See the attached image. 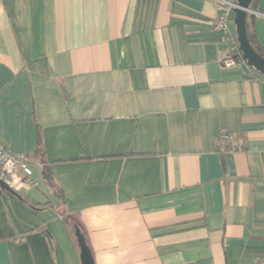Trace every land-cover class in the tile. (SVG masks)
Wrapping results in <instances>:
<instances>
[{
  "label": "crops",
  "instance_id": "crops-1",
  "mask_svg": "<svg viewBox=\"0 0 264 264\" xmlns=\"http://www.w3.org/2000/svg\"><path fill=\"white\" fill-rule=\"evenodd\" d=\"M217 14L212 0H0V143L32 161L0 190V264H83L75 228L93 264L264 256V75L221 65ZM227 24L236 37L233 11ZM248 27L264 56V18ZM222 131L244 150L219 151Z\"/></svg>",
  "mask_w": 264,
  "mask_h": 264
},
{
  "label": "built area",
  "instance_id": "built-area-1",
  "mask_svg": "<svg viewBox=\"0 0 264 264\" xmlns=\"http://www.w3.org/2000/svg\"><path fill=\"white\" fill-rule=\"evenodd\" d=\"M219 14L211 20L214 29L223 34L224 39L229 43V48L220 57V63L223 67L229 68L240 66L246 61L240 55L237 48V40L232 31L229 29L227 21L230 13L237 7V0H212ZM249 14L256 17L264 18V12L257 9H249ZM220 144L218 150L221 152L230 151L236 152L244 150V145L241 143H227L232 140V134L227 131H222L217 136ZM32 161L30 157L22 152H13L6 146L0 143V181L5 182L10 188H14L18 184L28 181L31 174ZM24 237H20L17 241H22ZM254 264H264V256L256 258Z\"/></svg>",
  "mask_w": 264,
  "mask_h": 264
},
{
  "label": "water",
  "instance_id": "water-1",
  "mask_svg": "<svg viewBox=\"0 0 264 264\" xmlns=\"http://www.w3.org/2000/svg\"><path fill=\"white\" fill-rule=\"evenodd\" d=\"M251 1L252 0H237V7L233 9V23L235 25L238 47L242 52L244 60L250 67L264 75V56L259 54L251 45L246 31V15L248 10L251 9ZM0 190L12 191L3 181H0ZM75 236L81 251V258L85 257L86 263L89 264L84 240L77 228H75Z\"/></svg>",
  "mask_w": 264,
  "mask_h": 264
},
{
  "label": "trees",
  "instance_id": "trees-1",
  "mask_svg": "<svg viewBox=\"0 0 264 264\" xmlns=\"http://www.w3.org/2000/svg\"><path fill=\"white\" fill-rule=\"evenodd\" d=\"M255 1H256V0H252V1L250 2V7H251L252 9H255V6H254ZM249 16H252V15L249 14V13H247V15H246V31H247L248 39H249L251 45L254 47V49H255L259 54H261V55L263 56V54L260 53L259 50H258V48L255 46V44H254V40H253V38H252V36H251V33H250V31H249V27H248V17H249ZM236 50H237V52H238L240 55H242V52L240 51V49H239V47H238V44H237V48H236ZM242 56H243V55H242ZM42 173H43V177L45 178V180H47V181L49 182V181H50V175H49V173L47 172L45 165H43V172H42ZM84 244H85V243H84ZM85 247H86V251H87V255H88L89 264H93V261H92V257H91L90 251H89V249H88V247H87L86 245H85ZM82 263H83V264L86 263L85 257H82ZM86 264H87V263H86Z\"/></svg>",
  "mask_w": 264,
  "mask_h": 264
}]
</instances>
